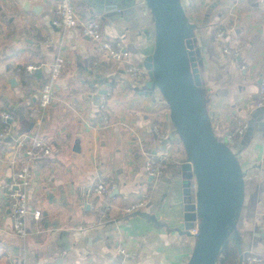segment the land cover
<instances>
[{"label":"crops","instance_id":"crops-1","mask_svg":"<svg viewBox=\"0 0 264 264\" xmlns=\"http://www.w3.org/2000/svg\"><path fill=\"white\" fill-rule=\"evenodd\" d=\"M56 1L0 0V116L11 113L15 138L36 137L53 147L51 157L30 163L31 211H41L42 217L39 222L30 218L23 242L14 232L5 197L23 157L14 163L13 141L0 140V264H188L196 239L184 231L180 168L186 154L168 105L157 90L143 94L122 63L97 54L80 28H55ZM74 1L79 14L99 18L105 37L127 44L132 60L152 54L154 22L145 0H122L106 18L95 13L91 0ZM183 1L196 25L202 92L216 135L224 138L238 121L254 126L251 140L244 136L232 146L246 185L238 234L241 251L264 255V127L255 116L258 85L264 82V0ZM217 26L229 30L230 46L242 45L239 58L225 55L223 42L215 40ZM57 56L65 66L55 102L38 127L33 117L37 90ZM155 125L165 139L154 134ZM144 147L173 160L161 178L147 174ZM100 182L116 185L118 193L89 197L88 188ZM104 201L111 204V221L99 225L94 203ZM139 201L146 205L125 215ZM232 245V264H239L240 252ZM119 248L136 257H125Z\"/></svg>","mask_w":264,"mask_h":264},{"label":"water","instance_id":"water-1","mask_svg":"<svg viewBox=\"0 0 264 264\" xmlns=\"http://www.w3.org/2000/svg\"><path fill=\"white\" fill-rule=\"evenodd\" d=\"M145 2L153 17L155 39L152 54L142 60L150 78L142 86L143 94L156 90L161 93L186 154L187 162L180 168L185 233L195 229L198 222L188 264H217L229 242L233 241L241 253L238 224L246 195L245 173L238 154L214 131L202 92L196 25L188 16L184 1ZM105 4L108 9L103 10ZM121 4L122 0L90 1L95 13L103 18L112 17ZM107 92L101 90L99 94L104 96ZM255 116L263 128L264 108H257ZM253 132L250 124L246 138L251 140ZM193 178L197 183L196 203L191 196Z\"/></svg>","mask_w":264,"mask_h":264},{"label":"built area","instance_id":"built-area-1","mask_svg":"<svg viewBox=\"0 0 264 264\" xmlns=\"http://www.w3.org/2000/svg\"><path fill=\"white\" fill-rule=\"evenodd\" d=\"M74 2V0L56 1L52 25L61 31L80 28L83 34L93 42L97 54L105 55L113 61L122 63L124 65V71L128 77L141 87L149 81V73L145 68L143 61L132 60V54L128 49L127 44L123 41L105 37L101 29V22L99 18L79 14ZM228 31V29H224L222 26H217L215 31V40L223 42L222 49L225 55L232 58H239L242 45L240 43H236L235 47L230 46L225 39ZM64 66V58L57 56L51 66L49 78L46 82L42 83L37 90L39 100L37 108L33 113V117L36 118L38 127H40L42 123L41 117L45 115L47 109L55 102V85L63 71ZM28 69L30 71H34L35 67L31 66ZM240 69L246 70V66L241 65ZM256 100L257 108H264V82H261L258 85ZM105 106V102L102 103V125L104 128H107L110 126V123L105 113ZM12 121L13 116L10 112H3L1 114L0 140L6 141L7 139H11L10 142L13 141V144L10 145L11 150L13 151L11 156L14 159L13 162L18 163L21 158L20 156H22L23 165L15 172L11 181L5 186V197L10 210L14 232L23 242H25L30 234V218L32 217L35 222H39L42 217L41 211H31L29 187L31 185L32 174L30 163L51 157L53 147L48 142L36 137L33 138L27 135H20L15 138ZM248 128L249 125L246 122L238 121L232 131L227 133L224 138L221 137L223 139L222 141L232 147L237 140L245 136ZM153 132L159 139H165V135L161 133L158 126H154ZM21 151L22 154L20 153ZM142 154L145 159V170L147 174L156 179L161 178L165 174L168 166L173 162L170 156L157 154L145 147L142 149ZM186 162L187 158L182 161L181 165ZM116 187L117 186L114 184H107L103 182L95 183L88 188L87 195L89 197L94 195L98 197H107L116 189ZM191 192L192 202L196 203L195 195L197 192V183L195 178L192 179ZM94 204V211L97 213L96 223L101 225L111 221V204L108 201H104L97 206L96 202ZM145 205V201L136 202L125 209V215L137 213ZM195 224V229L191 231L193 235H197L198 233V222H195ZM119 252L127 258L132 259L136 257V253L133 251H127L124 248H119ZM11 264L16 263L15 261H11ZM239 264H264V255L256 253L252 250L241 251Z\"/></svg>","mask_w":264,"mask_h":264},{"label":"trees","instance_id":"trees-1","mask_svg":"<svg viewBox=\"0 0 264 264\" xmlns=\"http://www.w3.org/2000/svg\"><path fill=\"white\" fill-rule=\"evenodd\" d=\"M220 140H223L221 137H219ZM232 242H229L226 246L225 250L222 252L218 263L217 264H232L235 259V252H232L234 245H232ZM236 251V250H235Z\"/></svg>","mask_w":264,"mask_h":264},{"label":"rangeland","instance_id":"rangeland-1","mask_svg":"<svg viewBox=\"0 0 264 264\" xmlns=\"http://www.w3.org/2000/svg\"><path fill=\"white\" fill-rule=\"evenodd\" d=\"M185 6H187L186 4H184ZM190 16V15H189ZM161 95V94H160ZM162 96V95H161Z\"/></svg>","mask_w":264,"mask_h":264}]
</instances>
